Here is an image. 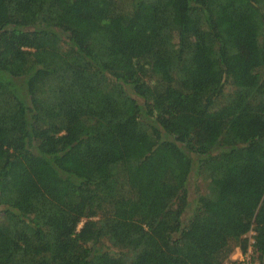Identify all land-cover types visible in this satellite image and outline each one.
I'll list each match as a JSON object with an SVG mask.
<instances>
[{
    "label": "trees",
    "instance_id": "16d2710c",
    "mask_svg": "<svg viewBox=\"0 0 264 264\" xmlns=\"http://www.w3.org/2000/svg\"><path fill=\"white\" fill-rule=\"evenodd\" d=\"M250 231L264 264V0H0V264H223Z\"/></svg>",
    "mask_w": 264,
    "mask_h": 264
},
{
    "label": "built area",
    "instance_id": "2783aa9c",
    "mask_svg": "<svg viewBox=\"0 0 264 264\" xmlns=\"http://www.w3.org/2000/svg\"><path fill=\"white\" fill-rule=\"evenodd\" d=\"M250 234L248 235L249 239V248L245 254H242L240 252V255L236 258H230L229 261L224 262L223 264H259L257 261L254 262L252 259V248L251 245L253 244V239L252 236L254 235L253 231L249 232ZM239 250V249H238ZM240 251V250H239ZM232 257V256H231Z\"/></svg>",
    "mask_w": 264,
    "mask_h": 264
},
{
    "label": "rangeland",
    "instance_id": "374dc122",
    "mask_svg": "<svg viewBox=\"0 0 264 264\" xmlns=\"http://www.w3.org/2000/svg\"><path fill=\"white\" fill-rule=\"evenodd\" d=\"M203 192H204V186H203L202 182L198 181V179L196 177L192 176L191 186L189 188L190 201L195 200L197 198V196ZM113 251H116V250L113 249ZM254 262H256V261H254Z\"/></svg>",
    "mask_w": 264,
    "mask_h": 264
},
{
    "label": "crops",
    "instance_id": "0c3cea01",
    "mask_svg": "<svg viewBox=\"0 0 264 264\" xmlns=\"http://www.w3.org/2000/svg\"><path fill=\"white\" fill-rule=\"evenodd\" d=\"M238 255H240V251L238 249H236L234 251V253L232 254V257L231 258H236V257H238Z\"/></svg>",
    "mask_w": 264,
    "mask_h": 264
}]
</instances>
